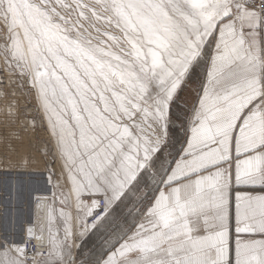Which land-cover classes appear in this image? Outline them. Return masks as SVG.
<instances>
[{
	"label": "snow or ice",
	"instance_id": "snow-or-ice-1",
	"mask_svg": "<svg viewBox=\"0 0 264 264\" xmlns=\"http://www.w3.org/2000/svg\"><path fill=\"white\" fill-rule=\"evenodd\" d=\"M0 54L69 185L39 231L0 232V264H77L94 234V264H264V0H0ZM26 156L0 131L4 219L39 191Z\"/></svg>",
	"mask_w": 264,
	"mask_h": 264
},
{
	"label": "rangeland",
	"instance_id": "rangeland-1",
	"mask_svg": "<svg viewBox=\"0 0 264 264\" xmlns=\"http://www.w3.org/2000/svg\"><path fill=\"white\" fill-rule=\"evenodd\" d=\"M3 68H4L3 56L2 54H0V131L12 129L13 131L19 132V135L25 142V148L27 152L26 163L21 164L20 170L37 174L34 177V179L37 182L36 186L39 189L36 196L39 195V193L41 194L43 192H48L50 193V195L52 194L53 197L55 191L62 189L64 190L65 185H67L66 175H62L61 173L62 163L60 167L56 166V168L53 167V169L49 168V166L46 164L47 161H46L45 153H48L47 151L48 147L51 145H49V143L46 142L47 147H44L42 145L39 146L36 143V141L43 139L44 135H43V131H41V129L38 128L40 127L38 121L39 119L36 118L38 117L37 116L38 109L33 100V95L30 93L26 82L24 84V88L21 89L17 82L18 78L6 74L3 71ZM194 98L195 95L193 93L192 97L189 98L188 102L182 103V99H183L182 92L180 93V98L177 101L179 107L173 109L177 117L182 119V116L185 115V112L191 108L192 105L191 101ZM10 103L12 104V107L8 108L7 106ZM8 112H11L12 115L14 116V123L8 122V117H7ZM174 122H175V128L172 129L171 131L172 139L170 140V143L174 144L173 154L175 152L174 149L176 148V146L180 144L181 139L184 136V131L180 127V120L176 119L174 120ZM49 173L53 174V178L51 179L50 184L48 183ZM25 179H27V177H25ZM32 201L29 202L26 198L25 203L22 205L19 214L15 218L9 217L8 219H4L2 216H0V232L3 231H7L8 233L15 232L23 236L25 233L23 232V230H20V228L22 227V223L24 219L26 225H28L30 221L29 207Z\"/></svg>",
	"mask_w": 264,
	"mask_h": 264
},
{
	"label": "bare ground",
	"instance_id": "bare-ground-1",
	"mask_svg": "<svg viewBox=\"0 0 264 264\" xmlns=\"http://www.w3.org/2000/svg\"><path fill=\"white\" fill-rule=\"evenodd\" d=\"M28 97H29V95H28ZM32 100V99H31ZM33 100H34V97H33ZM34 102H35V100H34ZM33 103V102H32ZM35 104H36V102H35ZM36 107H37V109H38V117H36V118H38L39 120V124H40V127H38V128H40L41 129V131H43V135H44V137H43V139H41V140H38V141H36V143H37V145H42V146H44V147H47V144H46V142L47 143H49V145H51V141H50V133H49V131L47 130V125H46V121H45V119L43 118V114H42V111L39 109V107L37 106V104H36ZM35 110H36V108H35ZM36 113V112H35ZM35 117V116H34ZM36 123H38V122H36ZM37 131H38V129H37ZM40 133V132H39ZM39 135V134H38ZM40 136V135H39ZM41 137H42V135H41ZM36 140V139H35ZM48 145V146H49ZM43 148V147H42ZM28 150V149H27ZM46 150V149H45ZM48 151V150H47ZM45 152V151H44ZM44 154V153H43ZM46 155V161H47V165L49 166V168H51V169H53V167L54 168H56V166H58V167H60V165H61V161H59L58 159H55V158H53V157H49V156H47L48 155V153H45ZM54 155V154H53ZM44 157V156H43ZM45 159V158H44ZM55 161V162H54ZM25 165V164H24ZM57 167V168H58ZM50 170V169H49ZM60 172V171H59ZM61 174V173H60ZM63 179V178H62ZM54 180V179H53ZM55 181V180H54ZM58 183H60V182H58ZM63 183V182H62ZM57 184V183H56ZM58 186V185H57ZM57 188V187H56ZM63 190V189H62ZM62 190H57V191H55V193H54V195H59V194H61V193H67L68 191H69V185L67 184V185H65V188H64V190L62 191ZM44 197H47L48 198V201H49V203H51V200H52V194L50 195V193H48V192H43V193H39V195H37L36 196V198L35 199H33V201H32V203H31V205H30V209H29V214H30V221H29V223H28V225H26L25 224V219L23 220V223H22V227L20 228V230H23V232H24V229H26L28 226H34L35 228H36V230L37 231H39V227H40V225H41V223H42V219H43V214H44V205H43V198ZM71 202V201H70ZM40 205L39 207L37 206V205ZM56 207L57 208H63V205L62 204H60L58 201H57V203H56ZM72 216H73V219H72V221H71V225H72V228H73V232L75 233V227H76V223H75V211L74 210H72ZM79 241L76 239V237L74 236V238H73V255L75 256V253H76V251H75V246H76V244L78 243ZM35 243V241H33V244Z\"/></svg>",
	"mask_w": 264,
	"mask_h": 264
},
{
	"label": "crops",
	"instance_id": "crops-1",
	"mask_svg": "<svg viewBox=\"0 0 264 264\" xmlns=\"http://www.w3.org/2000/svg\"><path fill=\"white\" fill-rule=\"evenodd\" d=\"M196 87L197 86L194 83H189L185 86L184 90L182 91V97H183L182 103L188 102L189 98L192 97L193 93H194L195 98H196V95H197ZM195 98L191 101V103H193ZM182 103H180V104H182ZM182 119H186L185 115L182 116ZM182 141H183V138L181 139V142ZM181 142L174 149L175 150L174 154L179 151V149L181 147ZM172 153H173V149H172ZM166 154H167V150H166ZM169 159H170V157H169ZM245 192H246V194L253 195V196L264 195V189H261L259 187L255 188V189H247V190H245ZM233 195H235V194H233ZM233 211H234V209H233ZM233 238L235 239L234 233H233ZM257 238H259V237H257ZM101 241H102V237L100 236V234L92 235L91 238L89 240H87L86 243L83 244V247H81L79 254L77 255L75 253L77 261H80L81 263H84V264H94V259L98 257V254L101 251V248L99 247V245L101 244Z\"/></svg>",
	"mask_w": 264,
	"mask_h": 264
},
{
	"label": "built area",
	"instance_id": "built-area-1",
	"mask_svg": "<svg viewBox=\"0 0 264 264\" xmlns=\"http://www.w3.org/2000/svg\"><path fill=\"white\" fill-rule=\"evenodd\" d=\"M35 244V243H34ZM77 264H84V263H81L80 261H77Z\"/></svg>",
	"mask_w": 264,
	"mask_h": 264
}]
</instances>
